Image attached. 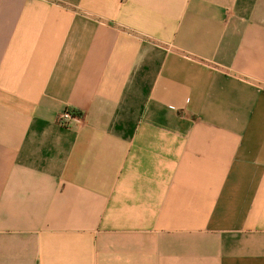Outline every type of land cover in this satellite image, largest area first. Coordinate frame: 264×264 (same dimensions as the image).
<instances>
[{
	"label": "crops",
	"instance_id": "0c3cea01",
	"mask_svg": "<svg viewBox=\"0 0 264 264\" xmlns=\"http://www.w3.org/2000/svg\"><path fill=\"white\" fill-rule=\"evenodd\" d=\"M0 264H264V0H0Z\"/></svg>",
	"mask_w": 264,
	"mask_h": 264
},
{
	"label": "built area",
	"instance_id": "2783aa9c",
	"mask_svg": "<svg viewBox=\"0 0 264 264\" xmlns=\"http://www.w3.org/2000/svg\"><path fill=\"white\" fill-rule=\"evenodd\" d=\"M75 116L72 111L70 109L66 110L65 112H63L60 116H59V122L63 125V126H69V122L71 120H73Z\"/></svg>",
	"mask_w": 264,
	"mask_h": 264
},
{
	"label": "trees",
	"instance_id": "16d2710c",
	"mask_svg": "<svg viewBox=\"0 0 264 264\" xmlns=\"http://www.w3.org/2000/svg\"><path fill=\"white\" fill-rule=\"evenodd\" d=\"M71 111H72V113H73L75 116H82V115H83L82 113H80V112H78V111H76V110L71 109Z\"/></svg>",
	"mask_w": 264,
	"mask_h": 264
}]
</instances>
